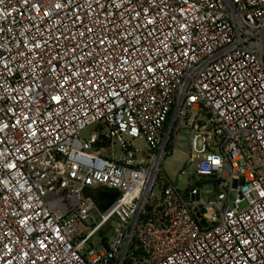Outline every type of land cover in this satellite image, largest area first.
Returning a JSON list of instances; mask_svg holds the SVG:
<instances>
[{
  "label": "built area",
  "instance_id": "2783aa9c",
  "mask_svg": "<svg viewBox=\"0 0 264 264\" xmlns=\"http://www.w3.org/2000/svg\"><path fill=\"white\" fill-rule=\"evenodd\" d=\"M0 264H264V0H0Z\"/></svg>",
  "mask_w": 264,
  "mask_h": 264
},
{
  "label": "rangeland",
  "instance_id": "374dc122",
  "mask_svg": "<svg viewBox=\"0 0 264 264\" xmlns=\"http://www.w3.org/2000/svg\"><path fill=\"white\" fill-rule=\"evenodd\" d=\"M91 133V129L87 128L82 132V136L89 135ZM180 139L177 140V151H175L172 155L166 157L162 164V170L164 174L168 177V179L178 182L179 186L184 187L186 185L187 178H177V172L181 169L184 168L188 170H193L194 164L187 162L185 154H187L188 151V138L190 136V133L182 129L180 130ZM136 146H138L140 149L145 150L146 149V144L143 139H138L136 141ZM187 177V176H186ZM207 182V178H201V182H197V185L200 186L201 188L203 187V184ZM245 204L242 203L241 206H244ZM117 221L116 219L114 220H109L108 223L103 227L102 229V236L103 237H109L113 229L117 227ZM92 244L94 247L98 248L101 246L102 242V237L99 236L98 234L95 235L92 240Z\"/></svg>",
  "mask_w": 264,
  "mask_h": 264
},
{
  "label": "water",
  "instance_id": "95a60500",
  "mask_svg": "<svg viewBox=\"0 0 264 264\" xmlns=\"http://www.w3.org/2000/svg\"><path fill=\"white\" fill-rule=\"evenodd\" d=\"M97 195L99 198V205L101 209L105 210L118 196V192L105 188L98 191Z\"/></svg>",
  "mask_w": 264,
  "mask_h": 264
},
{
  "label": "crops",
  "instance_id": "0c3cea01",
  "mask_svg": "<svg viewBox=\"0 0 264 264\" xmlns=\"http://www.w3.org/2000/svg\"><path fill=\"white\" fill-rule=\"evenodd\" d=\"M178 139H180V135L178 136L177 140H178ZM187 148H188V147H187ZM175 151H177V143H176V147L174 148V150H173V152L171 153V155H172ZM188 154H189V149H188V151H187V154H185L186 160L188 159Z\"/></svg>",
  "mask_w": 264,
  "mask_h": 264
}]
</instances>
